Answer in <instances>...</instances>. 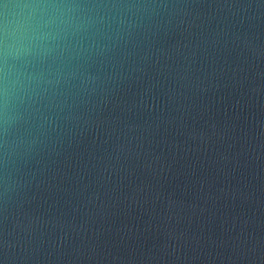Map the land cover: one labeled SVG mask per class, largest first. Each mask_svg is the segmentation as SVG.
<instances>
[{
    "label": "water",
    "instance_id": "1",
    "mask_svg": "<svg viewBox=\"0 0 264 264\" xmlns=\"http://www.w3.org/2000/svg\"><path fill=\"white\" fill-rule=\"evenodd\" d=\"M0 264H264V0H0Z\"/></svg>",
    "mask_w": 264,
    "mask_h": 264
}]
</instances>
